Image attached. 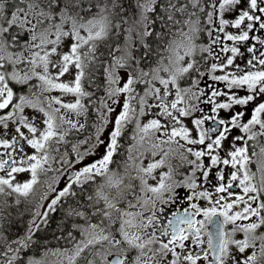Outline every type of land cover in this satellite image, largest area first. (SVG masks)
<instances>
[{"label":"snow or ice","instance_id":"snow-or-ice-1","mask_svg":"<svg viewBox=\"0 0 264 264\" xmlns=\"http://www.w3.org/2000/svg\"><path fill=\"white\" fill-rule=\"evenodd\" d=\"M0 264H264V0H0Z\"/></svg>","mask_w":264,"mask_h":264}]
</instances>
